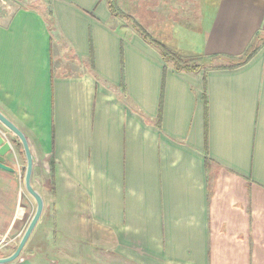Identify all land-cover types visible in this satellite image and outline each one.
Segmentation results:
<instances>
[{
  "label": "crops",
  "instance_id": "obj_1",
  "mask_svg": "<svg viewBox=\"0 0 264 264\" xmlns=\"http://www.w3.org/2000/svg\"><path fill=\"white\" fill-rule=\"evenodd\" d=\"M144 7L153 39L200 70L179 71L108 0H0V112L45 201L32 236L56 221L54 189L60 227L81 211L128 264H264V45L222 69L264 35V0ZM18 149L0 169V242L22 225Z\"/></svg>",
  "mask_w": 264,
  "mask_h": 264
},
{
  "label": "rangeland",
  "instance_id": "obj_2",
  "mask_svg": "<svg viewBox=\"0 0 264 264\" xmlns=\"http://www.w3.org/2000/svg\"><path fill=\"white\" fill-rule=\"evenodd\" d=\"M144 9V0H122L120 3L117 0L113 7V13L118 22L123 21V24H127L128 26L132 25L133 27L134 24H137L143 31L145 30V32L148 33V30L144 27ZM150 37L153 39L152 35H150ZM213 62V65L229 64L227 60H216ZM198 63H201L200 60L189 64L197 65ZM7 137L13 143L14 150L16 146L19 148L18 150H20L23 162L21 166L20 182L21 209L23 210V213L21 216L22 225L20 231L9 234L1 240L0 258L8 257L15 252L36 212V202L27 193L24 185L27 159L23 146L14 135H11V133L10 136ZM42 185V190H45V181L42 182ZM52 192V194L49 193L45 195L48 203V211L46 217H44L46 219L52 218L56 221L47 225L44 223L39 229H37L35 232L36 235L30 238L18 260L26 258L29 253L33 252L37 254L36 256L41 258L43 264H128V262L123 259L114 256L108 247L104 245L99 246V243L92 242L94 228H92L91 225H87V220H85V218H82L81 221L79 220L80 218H77V216L82 213L81 211L76 212L70 210L68 213V221L64 223L66 227L64 226L61 228L60 221L57 220L59 219L57 214L60 212L54 210V204H59L61 198L54 193V189ZM74 199L67 198L64 202L70 203V206L73 207L74 202L76 201H74ZM61 231H63L65 236L60 235ZM62 239H64V242L61 241Z\"/></svg>",
  "mask_w": 264,
  "mask_h": 264
},
{
  "label": "water",
  "instance_id": "obj_3",
  "mask_svg": "<svg viewBox=\"0 0 264 264\" xmlns=\"http://www.w3.org/2000/svg\"><path fill=\"white\" fill-rule=\"evenodd\" d=\"M0 125L4 127L9 133L14 135L22 144L23 150L27 159L26 174L24 178V185L27 193L35 200L36 202V212L27 227L18 247L15 252L8 257L0 258V264H11L16 262L20 257L24 249L26 248L30 238L32 237L36 227L38 226L45 210V201L42 195L36 191L32 185V176L34 169L33 156L30 150L28 140L24 133L8 118H6L0 112ZM9 155L15 156V150L13 143L8 139L6 134L0 130V169L11 172L13 171L9 166L6 165L7 157Z\"/></svg>",
  "mask_w": 264,
  "mask_h": 264
},
{
  "label": "trees",
  "instance_id": "obj_4",
  "mask_svg": "<svg viewBox=\"0 0 264 264\" xmlns=\"http://www.w3.org/2000/svg\"><path fill=\"white\" fill-rule=\"evenodd\" d=\"M116 1L117 0H108L112 10H113V7H114V4ZM134 28H136V30L140 34H142V36L144 37V39L148 43H150L151 45H154L156 48H158L162 52V54L166 60L173 61L176 65V68L179 71L196 72V71L200 70L201 67L198 64L197 65H190L189 63H191V62H187V61L183 60L180 56L173 54L172 52L167 50L165 48V46H163L161 43L152 39L150 37V35L148 33H146L145 30L143 31L139 25L134 24ZM261 44L264 45V35H258L255 38V40L252 43V45L250 46V48L247 50L245 55L241 57V59L237 60L236 62H232V64L229 65V67H225L222 69L237 68V67L245 65L249 60H251L256 55ZM216 58L217 57H215L214 59H216ZM214 69H218V68L214 67ZM18 145H20V144H18Z\"/></svg>",
  "mask_w": 264,
  "mask_h": 264
}]
</instances>
